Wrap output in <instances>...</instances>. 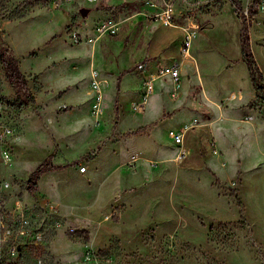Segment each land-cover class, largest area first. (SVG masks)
<instances>
[{"label":"rangeland","instance_id":"obj_1","mask_svg":"<svg viewBox=\"0 0 264 264\" xmlns=\"http://www.w3.org/2000/svg\"><path fill=\"white\" fill-rule=\"evenodd\" d=\"M117 1L0 0V50L35 95L14 103L0 56V129L11 133L0 141V252L13 264H264V103L241 59V18L229 0H201L186 57L182 28ZM104 17L125 21L98 34ZM250 35L264 71V0ZM171 62L179 86L157 72ZM147 78L158 89L137 110ZM163 113L147 133L120 136ZM171 127L184 130L182 159ZM44 160L66 165L28 191Z\"/></svg>","mask_w":264,"mask_h":264},{"label":"built area","instance_id":"obj_2","mask_svg":"<svg viewBox=\"0 0 264 264\" xmlns=\"http://www.w3.org/2000/svg\"><path fill=\"white\" fill-rule=\"evenodd\" d=\"M74 0H51V4L58 8L64 4ZM89 2L95 0H87ZM126 1V0H124ZM135 9V14H140L143 17L152 21H157L165 26H178L182 28L184 32L183 49L187 54L193 38L197 35V31L200 28L199 25V7L201 6V0H138ZM124 19H116L115 17H104L98 20L96 24V32L98 34H116L120 28ZM158 74L163 78H170L175 85H180V66L177 63H171L167 65H161L157 69ZM145 90L138 100H135L132 106L139 110L143 109L148 101L149 95L154 91V81L151 78H147L144 81ZM7 130L0 129V141H3L7 133ZM169 136L173 142L179 147L177 157L182 159L186 156V149L183 147L184 143V130L169 129ZM6 158H10V154L7 150L4 152ZM86 166L80 167V171L84 172ZM120 196H116L113 201L114 212L121 217L122 209L120 205ZM55 211V208H52ZM0 264H13L8 258L4 257V254L0 252Z\"/></svg>","mask_w":264,"mask_h":264},{"label":"trees","instance_id":"obj_3","mask_svg":"<svg viewBox=\"0 0 264 264\" xmlns=\"http://www.w3.org/2000/svg\"><path fill=\"white\" fill-rule=\"evenodd\" d=\"M232 6L234 7L237 15L241 18V28H240V47L242 53V60L246 63L247 69L249 72V78L254 88L255 99L264 103V72L261 70L256 57L252 51L251 46V37H250V25L254 17L257 16L260 2L261 0H251L250 3L245 8L242 0H229ZM1 62L3 64V68L5 71V76L8 83L15 89L16 96L14 98V103L20 106L33 104L35 102V95L31 91L25 74L21 71L18 60L14 57L7 48H2L1 50ZM131 68L125 69L121 71L118 76V79L121 78L122 75L130 71ZM117 100L115 101L114 112L118 113L117 108ZM165 114L162 115V117ZM158 120H154L147 124L138 126L133 129H129L120 134V136H131L138 135L141 133H147L148 130L156 125ZM90 157V156H89ZM93 158V157H90ZM64 165H54L49 163L47 160L41 162L36 169L32 173V177L30 180V184L28 186V191H34L37 187V180L40 175L49 169H58L63 167ZM232 194L235 196L236 203L240 207L239 212L242 216V219L245 221L243 217L242 203L237 193V190L232 187Z\"/></svg>","mask_w":264,"mask_h":264},{"label":"crops","instance_id":"obj_4","mask_svg":"<svg viewBox=\"0 0 264 264\" xmlns=\"http://www.w3.org/2000/svg\"><path fill=\"white\" fill-rule=\"evenodd\" d=\"M137 1L138 0H126V1H124V0H118L116 3H115V8L117 9L118 7H120V8H125V10H123L124 12H127V13H129L130 14V12H132L131 14L132 15H137V14H135V9H136V6H137V4H135V3H137ZM123 3V4H122ZM88 7V6H87ZM140 15V14H139ZM199 17H200V13H199ZM125 18V17H124ZM124 18H122V17H120V19H124ZM143 18V16L142 15H140V16H138L137 17V19H142ZM99 19H101V18H98V20ZM97 20V21H98ZM125 21V20H124ZM124 21L122 22V24H121V26L123 25V23H124ZM157 21H151V24H154V23H156ZM163 25V24H162ZM171 27H177V28H180V27H178V26H171ZM241 28V27H240ZM239 36H240V34H239ZM250 37H251V35H250ZM239 43H240V39H239ZM240 50H241V47H240ZM181 51H182V48H181ZM253 51V50H252ZM189 52V51H188ZM183 53V52H182ZM253 53H254V51H253ZM184 55V54H183ZM254 55H255V53H254ZM184 56H186V57H188L189 55H188V53L186 54L185 53V55ZM191 56V55H190ZM241 59H242V53H241ZM235 61V60H234ZM171 63H173V62H171ZM171 63H165V64H161V65H167V64H171ZM258 64H259V62H258ZM160 65V66H161ZM245 65H246V63H245ZM179 66H180V79L182 78V66L179 64ZM259 66H260V64H259ZM246 67H247V65H246ZM260 68H261V66H260ZM128 69V68H127ZM132 69H134L133 67L130 69V71L132 70ZM123 70H125V69H123ZM122 70V71H123ZM248 70V69H247ZM261 70L263 71V69L261 68ZM130 71H128V72H130ZM127 72V73H128ZM264 72V71H263ZM121 73V72H120ZM119 73V74H120ZM119 74L117 75V89H118V83H119V81H120V79L122 78V76H121V78L120 79H118V76H119ZM126 74V73H125ZM248 74H249V72H248ZM166 78H168V77H166ZM166 78H163L162 80H166ZM168 80H171L170 78L168 79ZM154 88H155V90H157L158 89V84H154ZM116 100V99H115ZM163 114H165V116H163L162 117V115ZM161 116H160V118H158V119H156V120H158V122L162 119V118H164V117H167V116H170L171 114L170 113H163ZM154 121V120H153ZM152 122V121H151ZM147 124V123H146ZM158 125V123L156 124V125H154V126H157ZM136 128V127H135ZM174 129V127H171L170 129ZM129 130V129H128ZM125 131H127V130H125ZM124 131V132H125ZM123 133V132H122ZM139 135V134H138ZM138 135H131V136H128V137H136V136H138ZM172 142H173V140H172ZM174 143V142H173ZM175 144V143H174ZM184 144V143H183ZM176 145V144H175ZM177 146V145H176ZM178 147V146H177ZM186 149V148H185ZM95 161H96V163H98V164H100L101 163V160L100 159H94ZM54 165H64L63 167H65V165L66 164H54ZM63 167H61V168H63ZM61 168H58V169H61ZM49 170H55V169H49ZM86 170H87V168H86ZM85 170V171H86ZM46 171H48V170H46ZM84 171V172H85ZM103 171V170H102ZM45 172V171H44ZM81 172V171H80ZM83 173V172H82ZM113 181V180H112ZM112 183L110 182L107 186H110ZM114 187V186H113ZM107 189V191H109L110 192V187H108V188H106ZM105 189V190H106ZM116 196H114L113 197V199L115 198ZM120 205H121V207L123 206V202H122V200L120 199Z\"/></svg>","mask_w":264,"mask_h":264},{"label":"water","instance_id":"obj_5","mask_svg":"<svg viewBox=\"0 0 264 264\" xmlns=\"http://www.w3.org/2000/svg\"><path fill=\"white\" fill-rule=\"evenodd\" d=\"M79 11H80V13H81L82 16H85L90 11V7L82 6L79 9Z\"/></svg>","mask_w":264,"mask_h":264}]
</instances>
